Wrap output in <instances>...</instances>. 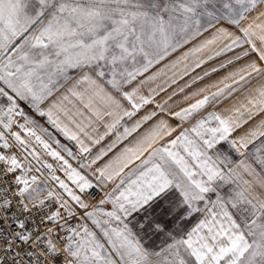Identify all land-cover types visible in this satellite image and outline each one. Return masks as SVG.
<instances>
[{
    "label": "snow or ice",
    "instance_id": "obj_1",
    "mask_svg": "<svg viewBox=\"0 0 264 264\" xmlns=\"http://www.w3.org/2000/svg\"><path fill=\"white\" fill-rule=\"evenodd\" d=\"M0 264H264V0H0Z\"/></svg>",
    "mask_w": 264,
    "mask_h": 264
}]
</instances>
